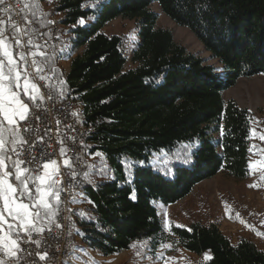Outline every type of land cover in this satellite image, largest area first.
Masks as SVG:
<instances>
[{
    "label": "trees",
    "instance_id": "obj_1",
    "mask_svg": "<svg viewBox=\"0 0 264 264\" xmlns=\"http://www.w3.org/2000/svg\"><path fill=\"white\" fill-rule=\"evenodd\" d=\"M154 1L193 32L224 73L158 25ZM53 10L65 14L73 48L82 49L69 71L39 41ZM24 14L31 17L27 46L46 53L37 55L53 90L77 98L95 127L82 164L69 162L83 174L87 212L73 223L84 243L109 256L151 242L163 231L156 201L173 204L220 171L238 180L249 176L253 113L223 91L241 77L264 73V0H27ZM4 17L5 31L13 34ZM119 17L139 23L135 66L128 69L123 37L103 30ZM185 144L192 145L190 163H176L173 174L150 164L153 154L174 155ZM87 152L104 161L94 167ZM55 209L58 214L59 203ZM171 230L178 245L202 258L197 264H264L255 242L235 244L216 224L196 221Z\"/></svg>",
    "mask_w": 264,
    "mask_h": 264
},
{
    "label": "rangeland",
    "instance_id": "obj_2",
    "mask_svg": "<svg viewBox=\"0 0 264 264\" xmlns=\"http://www.w3.org/2000/svg\"><path fill=\"white\" fill-rule=\"evenodd\" d=\"M42 5L46 10L53 9V7L47 3H43ZM152 8L158 13V25L160 27L170 29L177 42L186 46L189 51L205 58L206 62L213 65L218 72L224 73V68L220 61L211 56L210 52L205 49L203 43L189 28L180 26L167 16L162 11L157 1L152 3ZM62 15V17L65 16L64 13H62ZM28 18L31 20V17ZM64 19L65 18H62V27H65L63 33L59 36L57 41H54V45L62 43L60 47L55 50L56 53H54L58 56H62L65 51L69 52L73 47V43L71 42L72 34L66 30V25L63 22ZM103 30L109 35L117 34L123 37V51L127 59L125 68L134 67L135 64L132 62L131 56L139 42V23L137 20L119 17L110 21ZM72 50L78 53L81 51L80 48ZM223 93L227 100L235 99L239 105L248 108L253 113L252 123L257 125L255 130H257L258 133L263 132L257 139V143L260 146V140H264L262 139V137H264V73L251 77H241L236 84L225 89ZM191 148L192 145L185 144V146H181L174 155H168L165 152L153 154L150 158V164L154 166L155 169L165 174H173L176 163H185V160H190L189 155L191 153ZM260 149L264 153V147H260ZM96 154L87 152L85 155L88 161L92 159L96 161L95 164H93L94 167L104 161V156L102 154ZM82 158H84V153H82ZM82 175L79 174L81 179ZM249 183H253V180H238L230 177L224 171H220L213 177L204 179L196 184L187 196L173 204L166 205L162 201H156L155 204L162 221L163 231L159 237L153 238L151 242H139L135 247L130 249L133 264H197L202 258L198 255L187 253L185 251L186 249L178 245L171 230L172 226H189L196 221L202 222L203 224H213V222L217 223L221 216L223 217H221V219H224L226 213L227 216L230 217L241 215L247 221L250 217L252 218V213L254 211H248L242 203L237 201V198H239L237 195H239V191H245V188L250 185ZM262 190L263 191L259 194V200L261 204L264 205V187ZM80 200L81 213H76L73 217V221L78 222V224L84 213L87 212L88 207L83 187L80 191ZM238 212L241 214H238ZM256 213L254 214L255 218L258 217ZM78 224L76 223L75 228L72 230L74 242L69 244V257L66 259L65 264H67L71 256L72 248L75 251L81 250V252L84 248H87L80 239L74 236L75 233L79 236L77 234L79 231ZM251 224L248 225L252 226L253 224ZM235 233L237 232H230L233 237V239L231 238L232 242L234 241L233 243H236L238 240L237 237H234ZM84 255L86 258L89 257L88 264H96L93 251L92 254L85 252ZM78 259L82 262V259L85 258L78 257Z\"/></svg>",
    "mask_w": 264,
    "mask_h": 264
},
{
    "label": "snow or ice",
    "instance_id": "obj_3",
    "mask_svg": "<svg viewBox=\"0 0 264 264\" xmlns=\"http://www.w3.org/2000/svg\"><path fill=\"white\" fill-rule=\"evenodd\" d=\"M0 6H5L0 7V13L9 11L6 0H0ZM25 20L31 23L27 17ZM78 23L84 25L85 21L81 18ZM3 25L4 22L0 20V264H23L25 257L21 253L27 252V249L21 245L35 244L39 248L42 242L34 239L33 234L50 231L40 226L41 221L57 214L52 201L60 202L62 189L53 187V177L58 172L55 160L50 163L36 162L34 165L35 156L27 158L18 151L19 145L28 143L22 133L31 131L21 122L28 121L32 116V105L43 97L27 71L26 54L19 51L21 40L17 34L21 29L15 24L11 25L14 34L10 41ZM28 44L40 47L33 45L31 40ZM32 65L37 73L43 72L36 61H32ZM40 79L45 77L40 76ZM61 153L64 154V149H61ZM184 162L190 163V160ZM50 166L51 172L47 171ZM65 166L71 167L68 160H65ZM28 255H34L41 262L48 259L46 252H28Z\"/></svg>",
    "mask_w": 264,
    "mask_h": 264
},
{
    "label": "built area",
    "instance_id": "obj_4",
    "mask_svg": "<svg viewBox=\"0 0 264 264\" xmlns=\"http://www.w3.org/2000/svg\"><path fill=\"white\" fill-rule=\"evenodd\" d=\"M9 11L4 13L7 16L8 24H12L21 29L19 35L24 44L26 60L28 62L27 71L39 86V94L43 99L37 100L32 105V116L27 122H21L31 128L30 132L22 133L27 138L28 143L18 146V151L25 157L35 156L36 162L44 163L51 160L57 162L58 172L56 181L62 191L59 197L58 214L54 222L47 227L50 231L41 234H33L34 239L42 243L39 248L35 244L21 245L27 252L21 253L25 257L23 264H58L61 254H67L70 243H73L72 230L75 228L73 215L81 213L80 190L83 187L79 174L65 166V160L73 161L80 165L83 161V147L88 139L93 135L95 127L88 123L85 106L74 97L66 98L56 93L48 79V71L43 68L42 73H37L32 61L39 64L37 54L33 55L27 46L26 34L31 23L25 20V0H6ZM5 7V6H0ZM62 12L52 11L50 15V27L40 31L39 41L42 49L47 53L54 54V41H57L63 33ZM29 20V18L27 17ZM44 76L45 79H40ZM39 116L40 119H36ZM260 147H264V140H260ZM61 149H64L62 155ZM15 158V157H14ZM74 174V175H73ZM59 225V226H57ZM47 253L46 262L36 260L34 255L28 252Z\"/></svg>",
    "mask_w": 264,
    "mask_h": 264
},
{
    "label": "crops",
    "instance_id": "obj_5",
    "mask_svg": "<svg viewBox=\"0 0 264 264\" xmlns=\"http://www.w3.org/2000/svg\"><path fill=\"white\" fill-rule=\"evenodd\" d=\"M0 20H2L4 22L3 27L6 29L7 25H6V20H5L3 13H0ZM6 34L9 35V38L11 41V37L14 33L10 34V33L6 32ZM17 38H19V34H17ZM72 49H75V48L72 47L69 52L65 51L62 54L61 58L59 59V63L62 65V67L66 71L70 70L71 61L78 54V52L73 51ZM13 50L14 51L16 50L15 47L13 48ZM19 51L25 53L24 44H23L22 40H21V47H20ZM80 52H82V49ZM33 81H34V79H33ZM255 128H257V125H254V123H252L251 153H250V158H249V176L246 179H243V180H248V181L252 179L253 183H249V184L255 185V187H250V185H248L245 188V191H243V190L239 191L240 193H239V195H237L239 197V198H237V201L242 203L248 211H250V210L254 211L252 213V218L250 217V219H248L246 221V219L244 217H242L241 215H238L235 217H230V216H227V213H226V216L224 219H221V217H222L221 216L219 218V221L217 223L213 222V224H216L219 227V229L225 235H227L228 237H230L232 239H233V237L231 236L230 232L231 233L237 232L234 235V237L238 238V240L235 244H237L242 238H247V239H250L253 242H255L261 250H264V205H262L260 200H259V194H260V192L263 191L262 189L264 187V185H263V183H264V153L262 152V150L260 149V146L257 143L258 137H260L263 132L258 133L257 130H255ZM252 148H253V150H252ZM47 171L51 172L52 167L50 166V168ZM56 175H57V173L53 177V179L55 181L53 184V187L55 189H60V187L56 181ZM256 176H258V177H256ZM52 204L55 208L57 203L55 200H53ZM255 213L258 215L257 218L254 217ZM238 214H241V213L238 212ZM54 217H51L50 219L42 220L40 226L46 229L47 227H49L53 223ZM248 224H251L252 226H250ZM226 232H229V233H226ZM77 234H78V232H77ZM74 236L83 242L82 237L80 235L77 236L75 233ZM83 244L87 248L86 249L84 248L82 252H81V250L75 251L72 248L71 256L68 259L67 264H88L89 257L86 258L84 253L89 252L90 254H92V251L95 254L94 258L96 259V264H133L132 256L130 255V253H131L130 249H125L119 253L112 254L109 256H105L99 250L92 248L91 246H89L88 244H86L84 242H83ZM185 251L187 253H190V254L197 256V254H195L194 252H191L189 250H185ZM78 257H81V258L84 257L85 259H82V262H81V261H79Z\"/></svg>",
    "mask_w": 264,
    "mask_h": 264
},
{
    "label": "bare ground",
    "instance_id": "obj_6",
    "mask_svg": "<svg viewBox=\"0 0 264 264\" xmlns=\"http://www.w3.org/2000/svg\"><path fill=\"white\" fill-rule=\"evenodd\" d=\"M81 191V190H80ZM75 215H73L74 217ZM69 257V251H67V254H61L60 260L58 261V264H65L66 259Z\"/></svg>",
    "mask_w": 264,
    "mask_h": 264
}]
</instances>
